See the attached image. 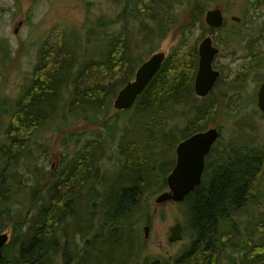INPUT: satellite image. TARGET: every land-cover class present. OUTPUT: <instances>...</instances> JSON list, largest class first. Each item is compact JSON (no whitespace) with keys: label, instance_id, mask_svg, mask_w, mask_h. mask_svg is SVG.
<instances>
[{"label":"trees","instance_id":"16d2710c","mask_svg":"<svg viewBox=\"0 0 264 264\" xmlns=\"http://www.w3.org/2000/svg\"><path fill=\"white\" fill-rule=\"evenodd\" d=\"M167 1L173 0L135 3L134 18L117 32L109 31L116 22H100L96 32L90 31V48L73 32L51 33L43 42L28 85L11 109L4 111L9 119L0 113V133L4 129L5 139L0 144V233L11 231L10 243L2 251V264H108L115 253L123 255L128 249V264L235 262L228 254H240L241 249L233 217L246 207L238 209L242 201L244 204L253 195L262 163V154L247 146L210 157L202 184L180 205L189 222L183 227L188 231H183V237L190 240L189 245L171 261L140 259L145 250L140 225L150 216L149 195L165 189V178L174 166L167 152L158 155L159 143L179 136L180 129L166 131V124L178 108L184 109L193 99L198 61L195 48L185 53L172 51L133 106L132 111L142 115L135 124L128 125L126 115L118 113L104 124L102 135L80 139L68 153L67 171L63 174V169L45 183L34 165L35 136L54 133L68 124L62 122L65 112L72 121L87 122L100 121L102 114L111 111V101L132 79L135 63L143 61L138 56L131 58L132 24H138L144 41L164 38L167 19L147 12L156 6L168 17ZM127 14V10L121 13L119 20ZM103 28L109 30L101 31ZM228 32L220 31V42L225 45H230L229 39L236 34ZM66 94L72 95L68 104H64ZM194 111L196 117L189 121L182 138L193 134L191 128L203 120L197 114L206 113L197 108ZM220 156L228 163L231 158L239 160L219 167L216 161ZM22 196L27 205L19 204ZM32 205L36 206L26 221L24 212ZM249 249L242 250L241 264L264 262L263 244Z\"/></svg>","mask_w":264,"mask_h":264},{"label":"rangeland","instance_id":"374dc122","mask_svg":"<svg viewBox=\"0 0 264 264\" xmlns=\"http://www.w3.org/2000/svg\"><path fill=\"white\" fill-rule=\"evenodd\" d=\"M148 0H0V113L3 115L5 109H11L15 101L19 98L22 90L26 87L31 79L32 72L37 63L40 47L43 42L48 40V36L60 35L65 32L74 35H80L83 39L85 47L91 46L92 42L88 41L90 31L96 32L97 24L104 22L107 25L110 22H116L112 28H103L101 31L108 29L110 32H117L123 28L131 19L133 5L135 3H147ZM219 7L223 9L228 22L226 28L240 30L243 40L234 42L232 45H221L214 39L215 47L219 49V56L215 61V69L221 72L222 80L216 84L214 93L209 100L201 101L195 96L190 103V107L206 106L212 104L214 110L209 116H200L204 118L201 125H198L196 131L202 129L217 128L222 132V139L217 144L216 153H218L226 144L221 142L231 141L234 146H243L248 144L250 147L258 150L262 154L261 167L256 176L255 189L253 193L255 197L251 202V197L246 207L233 217L234 231L241 249L240 254L231 253L232 261H219L218 264H241L243 252H250L249 247L256 245H264V119L256 107L251 106L249 99L252 95L256 98V91L264 81V72L258 73L248 69L249 62H261L264 60V0H173L166 2V10L168 17L164 16L166 12H162L156 6H150V14L155 17L166 18L168 30L166 36L157 39L149 50L142 48L149 41L142 40L138 33V24L133 23L130 28L129 38L131 34V58L136 60L137 56L147 58L153 53H164L166 56L177 48H191L198 46L202 40L207 38L209 29L204 24V15L207 11ZM128 12L124 15L122 21L119 16L124 11ZM236 16L242 18L241 25L233 24L231 17ZM245 17V19H243ZM151 25L150 23H148ZM145 27V25H144ZM109 33L108 35H111ZM214 37L217 34L212 33ZM122 38L118 39L121 41ZM107 46L108 40H103ZM131 45V44H130ZM104 47L102 46V50ZM5 50V51H3ZM186 52V50H183ZM139 62H136V69ZM242 79V87L245 89L241 92L236 91L238 87L235 80ZM256 90V91H255ZM64 104H68L72 98L71 94H66ZM208 101V102H207ZM63 98L61 99V103ZM104 109L100 112H103ZM191 112L190 109L178 108L177 112L170 116L169 122L166 124V131H178L180 127L187 125V121L183 113ZM112 101L111 111L102 114L105 119L100 121H72L68 112H65L62 122L68 124L62 126L56 132H41L34 139L37 140L34 150L36 151L34 165L37 170L43 174L44 183L48 178L58 176L64 169L63 174L67 171L64 165L68 158V153L72 152L79 144V140L87 136L102 135L105 128L104 124H109V120L117 116ZM141 114L133 110L126 114L128 125L135 124L141 118ZM3 117L9 119L8 113H4ZM8 121L3 123L6 125ZM203 127V128H202ZM160 129V128H157ZM186 130V126H185ZM184 130V132H185ZM4 129L0 136V144L5 142ZM183 132V133H184ZM76 141L72 144L73 139ZM42 144V145H38ZM159 153L162 151L168 153V160H175L174 147L170 141L165 144L159 143ZM169 144V145H167ZM70 146V147H69ZM68 147V148H67ZM170 152V154H169ZM115 155V154H112ZM124 162V158H122ZM107 165L111 166L109 163ZM162 191H154V196L150 199L149 211L151 217L150 225L141 224L140 233L143 239V229L148 228L145 241V250L140 258L171 260L187 247L190 240L184 237L180 242L169 245L167 238L170 235V228L175 223L182 226H189L185 216L182 214L180 205L167 203L163 205L154 204L157 195ZM151 196V195H150ZM19 204L27 205V199L22 196L18 200ZM254 202V204H253ZM37 205V204H36ZM36 205H32L26 212L24 218L27 221ZM253 217V219L251 218ZM249 224H244V220H250ZM231 220V218H230ZM237 220V221H236ZM186 230V229H184ZM187 231V230H186ZM188 232V231H187ZM254 235L250 236V233ZM8 236V243L11 240L10 229L4 232ZM249 240H244L248 239ZM131 251L126 250L123 255L115 253V258L108 264H128ZM238 256V257H237ZM237 262V263H236ZM139 263V262H138ZM140 264V263H139Z\"/></svg>","mask_w":264,"mask_h":264},{"label":"water","instance_id":"95a60500","mask_svg":"<svg viewBox=\"0 0 264 264\" xmlns=\"http://www.w3.org/2000/svg\"><path fill=\"white\" fill-rule=\"evenodd\" d=\"M231 20L238 23L240 21L236 17H232ZM205 23L211 28H221L223 25L221 11L219 9L208 11L205 15ZM217 52L216 49L212 48L210 38L204 39L199 46V69L194 83L195 94L198 97H206L219 76V73L214 72L211 68V62ZM163 60V54H155L145 62L137 70L134 81L128 83L119 92L113 107L116 110L130 108L159 71ZM258 107L264 114V84L260 86L258 91ZM217 138V131L212 129L206 133L195 135L178 145L176 149V166L166 180L169 192L162 194L156 200L157 204L169 201L182 202L187 195L200 185L201 176L204 171L205 156L209 153L211 146ZM180 237L181 227L177 224L171 229V236L168 241L175 243L180 240ZM7 240V235L0 234V264L1 250Z\"/></svg>","mask_w":264,"mask_h":264},{"label":"flooded vegetation","instance_id":"af4514ba","mask_svg":"<svg viewBox=\"0 0 264 264\" xmlns=\"http://www.w3.org/2000/svg\"><path fill=\"white\" fill-rule=\"evenodd\" d=\"M263 84V83H262ZM261 84V85H262ZM260 85V86H261ZM259 86V87H260ZM258 87V88H259ZM256 91V90H255ZM257 91H258V89H257ZM254 95H255V92H254ZM254 95H252V97H251V99H249V104L251 105V106H253L254 104H255V100H256V98H254ZM256 96H257V92H256ZM261 113V112H260ZM261 115H262V117H263V119H264V115L261 113ZM217 131H218V133H219V135H218V139H217V141L214 143V144H217V143H219L220 141H221V139H222V132L221 131H219L218 129H217ZM220 144H226L225 146L227 147V148H230L231 150H234V148H233V145L232 144H235V143H233V142H231V141H227V142H224V143H220ZM243 144H251V143H249V140L247 141V143H243ZM223 149V148H222ZM222 149L220 150V151H222ZM215 153H213L212 155H214ZM238 158H231V161L229 162V163H236V162H238ZM221 163H228V162H225L224 161V159H223V157H220L217 161H216V164H218L219 165V167H220V164ZM228 163V164H229ZM255 191H256V189H255ZM254 191V192H255ZM251 197V202L254 200V196L252 195V196H250ZM249 200V199H248ZM248 200L243 204V201H242V204H241V207L240 208H238V209H242L246 204H247V202H248ZM253 204H254V202H253ZM235 209H237V208H235ZM251 218H253V217H251ZM243 223L244 224H249V220H244L243 221Z\"/></svg>","mask_w":264,"mask_h":264},{"label":"bare ground","instance_id":"6f19581e","mask_svg":"<svg viewBox=\"0 0 264 264\" xmlns=\"http://www.w3.org/2000/svg\"><path fill=\"white\" fill-rule=\"evenodd\" d=\"M30 141V140H29ZM68 148V147H67ZM75 200V199H74Z\"/></svg>","mask_w":264,"mask_h":264}]
</instances>
